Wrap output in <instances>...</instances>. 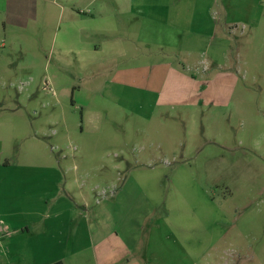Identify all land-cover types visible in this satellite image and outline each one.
<instances>
[{"label": "rangeland", "instance_id": "1", "mask_svg": "<svg viewBox=\"0 0 264 264\" xmlns=\"http://www.w3.org/2000/svg\"><path fill=\"white\" fill-rule=\"evenodd\" d=\"M179 1L157 50L151 38L107 50L96 35L98 50H76L60 22L18 26L0 11L4 155L56 161L89 204L59 221L51 259L264 264V0ZM88 227L108 235L98 244Z\"/></svg>", "mask_w": 264, "mask_h": 264}, {"label": "crops", "instance_id": "2", "mask_svg": "<svg viewBox=\"0 0 264 264\" xmlns=\"http://www.w3.org/2000/svg\"><path fill=\"white\" fill-rule=\"evenodd\" d=\"M187 2L0 0V11L4 16L3 22L8 21L18 26L38 20L47 23L60 22L57 34L61 35V44L76 50H98L95 41H88L94 35L102 37L104 41L99 46L106 44L107 50H146L141 45L143 38H151V50H157L156 45L162 35L161 29L165 19L172 21L169 15L178 14L187 8ZM93 42L96 47L91 48ZM113 53L123 55L120 51ZM88 98L86 96V100ZM4 149V142L0 139V264H50L58 260L66 264L64 258L69 254L68 250L63 257L51 259L50 239L53 231L62 228L66 230L65 224H59L66 215L87 212L89 204L82 193L83 185L79 188L80 201L69 195L68 183L65 182L61 166L56 161L52 162L49 158L13 161L8 155H4ZM78 168L75 163L72 170L75 172ZM102 178L104 182H107L105 178L109 180L106 187L115 186L108 175ZM98 194L102 197H108L109 194V197H112L115 193H108L103 189ZM97 202L100 203L99 200ZM53 219L58 221L54 226ZM78 229L83 230L77 227L75 235ZM113 231L118 234L116 229ZM87 234L98 244L108 235L93 227H88ZM152 249L153 244L149 242L146 249L147 259H153ZM83 250L79 247L75 253L78 255L83 253ZM113 252L114 250L103 248L101 254L110 256ZM124 260L129 261L128 258Z\"/></svg>", "mask_w": 264, "mask_h": 264}, {"label": "trees", "instance_id": "3", "mask_svg": "<svg viewBox=\"0 0 264 264\" xmlns=\"http://www.w3.org/2000/svg\"><path fill=\"white\" fill-rule=\"evenodd\" d=\"M50 264H65V263L62 260H58V261L52 262Z\"/></svg>", "mask_w": 264, "mask_h": 264}]
</instances>
